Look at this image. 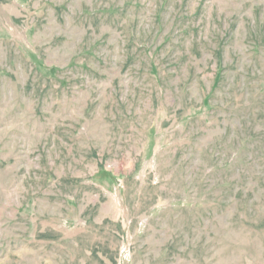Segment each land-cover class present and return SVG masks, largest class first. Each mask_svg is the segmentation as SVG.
<instances>
[{
  "label": "rangeland",
  "instance_id": "1",
  "mask_svg": "<svg viewBox=\"0 0 264 264\" xmlns=\"http://www.w3.org/2000/svg\"><path fill=\"white\" fill-rule=\"evenodd\" d=\"M0 264H264V0H0Z\"/></svg>",
  "mask_w": 264,
  "mask_h": 264
}]
</instances>
